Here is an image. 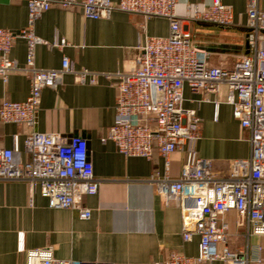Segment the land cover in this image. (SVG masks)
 I'll return each mask as SVG.
<instances>
[{
  "label": "built area",
  "instance_id": "2783aa9c",
  "mask_svg": "<svg viewBox=\"0 0 264 264\" xmlns=\"http://www.w3.org/2000/svg\"><path fill=\"white\" fill-rule=\"evenodd\" d=\"M29 8L27 27L15 34L0 29V78L23 73L31 82L24 102L4 101L0 123L24 126L29 134L24 141L27 161L22 159L19 138L12 149H0V181H22L31 195L39 192L51 209L79 212L89 219L91 211L84 199L96 194L100 183L94 175L88 142L81 136L42 134L35 129L46 89H56L63 75H73L81 85H97L100 75L77 69L64 57L60 69H38L36 48L49 44L35 34V25L53 7L80 8L86 18L109 19L124 12L144 19L162 18L170 23L167 37H145L137 47L136 67L114 76L116 89L115 122L103 143L112 141L126 158L153 160L157 152L164 160V174L156 173L149 182L167 206L181 214L185 243L198 239V254L189 257L172 253L153 264H264V248L251 243L264 239V11L260 0H246L249 53L237 57L231 68L212 64V54L197 46L183 23H209L223 28L234 24V11L222 0L208 7L189 4L184 17L177 13L178 0H24ZM17 40L27 43V65L20 68L11 58ZM63 49L69 44L56 39L49 44ZM113 78V77H110ZM228 91L227 104L242 129L250 133L251 156L230 164L226 174L216 172L211 160L198 155L203 121L196 110L185 107V89L193 93L217 94ZM217 111L219 103H216ZM218 115V112H217ZM186 154L179 177L171 176V157ZM236 215V228L244 230L246 247H230L233 238L225 215ZM20 252L27 264H117L60 260L52 248L26 251L23 236Z\"/></svg>",
  "mask_w": 264,
  "mask_h": 264
},
{
  "label": "crops",
  "instance_id": "0c3cea01",
  "mask_svg": "<svg viewBox=\"0 0 264 264\" xmlns=\"http://www.w3.org/2000/svg\"><path fill=\"white\" fill-rule=\"evenodd\" d=\"M178 1L177 13L184 17L189 4L203 8L213 0ZM222 2L233 8L231 27L209 23H183V27L197 46L211 52L214 66L231 68L237 57L249 53L247 2ZM260 8L264 11V0H260ZM28 19L29 8L24 0L0 2V29L18 34L27 27ZM34 29L49 44L56 39L69 44L63 49L39 45L35 53L38 69H60L64 57H68L77 69L100 75L97 85H81L75 76L63 75L56 89L44 90L35 129L42 134L86 139L100 187L84 199L91 217L82 219L77 211L51 209L39 192L31 195L25 182L0 181V264H27L26 254L19 250L21 236L26 251L52 248L60 260L153 264L166 261L172 253L196 257L198 239L184 242L179 209L165 205L149 182L156 173L164 174V160L157 152L151 161L126 158L112 141L102 142L115 122L114 76L136 67L137 47L145 37H167L169 21L119 11L109 19L94 20L86 18L80 8L53 7ZM11 58L20 68L26 67V41L15 42ZM30 90V79L23 73H12L7 80L0 78V108L4 101H26ZM227 97L225 87L206 98L185 89V107L196 110L203 121L198 155L211 160L214 170L223 174L233 161L248 159L252 152L250 133L234 118ZM29 132L24 126L0 123V149H12L17 136L22 159L27 161L24 141ZM185 162L183 152L171 157L172 177H179ZM224 223H229L232 233L241 234L231 240L230 247L235 251L245 248L244 230L236 228V215H225ZM251 243L264 248L262 238L254 237Z\"/></svg>",
  "mask_w": 264,
  "mask_h": 264
},
{
  "label": "water",
  "instance_id": "95a60500",
  "mask_svg": "<svg viewBox=\"0 0 264 264\" xmlns=\"http://www.w3.org/2000/svg\"><path fill=\"white\" fill-rule=\"evenodd\" d=\"M0 2H5V0H0Z\"/></svg>",
  "mask_w": 264,
  "mask_h": 264
}]
</instances>
